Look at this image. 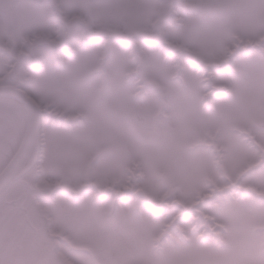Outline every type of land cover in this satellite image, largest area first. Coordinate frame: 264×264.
<instances>
[{
  "label": "snow or ice",
  "instance_id": "6c2138e0",
  "mask_svg": "<svg viewBox=\"0 0 264 264\" xmlns=\"http://www.w3.org/2000/svg\"><path fill=\"white\" fill-rule=\"evenodd\" d=\"M0 264H264V0H0Z\"/></svg>",
  "mask_w": 264,
  "mask_h": 264
}]
</instances>
